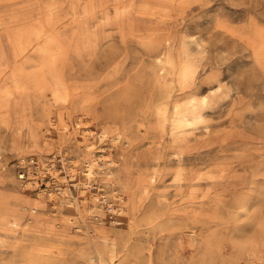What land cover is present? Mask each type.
<instances>
[{
    "label": "rangeland",
    "instance_id": "1",
    "mask_svg": "<svg viewBox=\"0 0 264 264\" xmlns=\"http://www.w3.org/2000/svg\"><path fill=\"white\" fill-rule=\"evenodd\" d=\"M0 264H264V0H0Z\"/></svg>",
    "mask_w": 264,
    "mask_h": 264
},
{
    "label": "bare ground",
    "instance_id": "2",
    "mask_svg": "<svg viewBox=\"0 0 264 264\" xmlns=\"http://www.w3.org/2000/svg\"><path fill=\"white\" fill-rule=\"evenodd\" d=\"M8 34H9V32H8ZM8 36H10V35H8ZM9 38V37H8ZM11 41V40H10ZM13 45V44H12ZM13 50H15V49H13ZM14 52V51H13ZM16 53V52H15ZM13 55H14V53H13ZM16 58V57H15ZM17 59H19V58H17ZM12 67V66H11ZM60 90V89H59ZM64 90V89H63ZM55 91V90H54ZM65 92H66V90H65ZM65 94V93H64ZM37 133V135H38V132H36ZM37 135L35 134V133H33L32 134V140L34 141V145H38V141H37ZM110 157H111V155H110ZM122 162V164H123V162H124V158H123V155H122V157H120V161H117V162H114V165L115 164H117V165H119V163H121Z\"/></svg>",
    "mask_w": 264,
    "mask_h": 264
},
{
    "label": "built area",
    "instance_id": "3",
    "mask_svg": "<svg viewBox=\"0 0 264 264\" xmlns=\"http://www.w3.org/2000/svg\"><path fill=\"white\" fill-rule=\"evenodd\" d=\"M29 161H30L29 164L38 165V161L35 158H31ZM23 175L24 174L21 173V176H23Z\"/></svg>",
    "mask_w": 264,
    "mask_h": 264
}]
</instances>
